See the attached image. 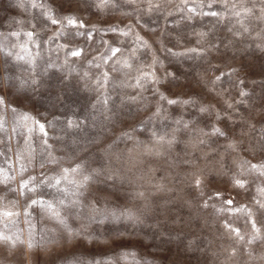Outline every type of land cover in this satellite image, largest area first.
Returning a JSON list of instances; mask_svg holds the SVG:
<instances>
[{"label":"rangeland","instance_id":"rangeland-1","mask_svg":"<svg viewBox=\"0 0 264 264\" xmlns=\"http://www.w3.org/2000/svg\"><path fill=\"white\" fill-rule=\"evenodd\" d=\"M233 3L236 11L253 8L246 34H238ZM207 4L0 0V181L14 177L0 182V210L19 213L0 218V234L9 237L0 240V264H264V21L254 19L261 6ZM209 11L221 13L219 23L201 15ZM66 17L84 27L50 23ZM112 49L120 51L113 56ZM144 72L153 81L134 87ZM213 126L226 138L210 135ZM125 133L132 139H121ZM159 136L174 142L157 144ZM41 156L53 162L41 167ZM77 165L81 171L72 172ZM97 169L102 175L85 187L79 214L61 209L72 230L95 240L70 238L39 207L24 215L39 192L20 196L22 180L55 184L66 176L58 189L44 190V199L57 201L65 198L60 189L71 193ZM109 175L116 179L100 182ZM122 209L141 223L107 218Z\"/></svg>","mask_w":264,"mask_h":264},{"label":"snow or ice","instance_id":"snow-or-ice-1","mask_svg":"<svg viewBox=\"0 0 264 264\" xmlns=\"http://www.w3.org/2000/svg\"><path fill=\"white\" fill-rule=\"evenodd\" d=\"M113 0H100V5L104 6V7H108L112 4ZM126 3L132 4L135 3V0H125ZM149 4H151L152 0H148ZM215 3V0H208V4L207 6L211 9V7L213 6V4ZM228 3L229 0H225V4L224 7L227 10L228 9ZM252 3L255 4H259L261 6V12L260 15L255 16L254 19L256 21H264V0H252ZM99 6V5H98ZM154 10H158L157 8H153L150 7L149 11H154ZM189 11H193L192 9H189ZM231 16L233 17H237L239 18L237 20V23H239L242 27L244 25V20L249 18V17H253L254 12H253V8H249V7H243L240 11H236L235 10V3L232 4V8L230 10ZM201 15H211L212 17L217 18V23L220 22V18H221V13L217 12V11H209L208 13H201ZM50 23L52 25H56L57 23H63L64 27H84L83 23L80 22L78 23L77 20L75 18L72 17H66L64 18V20H57V19H52L50 21ZM113 32L117 31L116 28L112 29ZM229 31H231V29H229ZM249 32L248 27H243V32L242 33H238V34H246ZM124 35H128V33H123ZM12 35H20V33H12ZM26 35L31 38L32 37V33L28 32L26 33ZM75 35H85V33H81L79 31H77L75 33ZM207 33H200V37L203 38L205 36H207ZM88 38H91V35L88 34ZM119 49H112L113 52V56H115V54L117 52H119ZM169 52H171V50H167ZM190 52L193 53H197L196 49H189ZM72 56H80L81 53L80 51H72ZM199 54V53H197ZM175 55V54H173ZM18 59L23 60L24 57L20 56L18 57ZM153 63H158V61L154 60ZM168 75H172V74H168ZM217 79H220L219 77ZM150 81H153V76L152 74L148 73V72H144L138 79L136 84L134 85V87H143V85L145 84H149ZM155 83H160V81L158 79L154 80ZM24 85V82H21V86ZM155 92V90H153ZM242 96H246L247 93L242 92L241 93ZM136 99V98H133ZM161 100H164L165 98L161 95L160 97ZM168 103L170 105H174L176 103H179V101L176 100H168ZM184 103H191L190 101H185ZM0 105H5V100L2 96H0ZM13 112L16 111L15 108L11 109ZM158 111H160L158 109ZM200 113H206L209 112V110L207 108H201ZM26 119V117H25ZM217 119H222V117L217 114ZM178 126H183L184 129H188L189 125L187 123H185L182 120H178L177 122ZM40 131L44 132V125H40ZM195 134V133H193ZM210 135L215 136V137H225L226 138V133L223 132L221 129L216 128L215 126H213L212 128V132L210 133ZM153 136L156 137L157 134L153 133ZM121 139H125V140H131L132 137L130 134L125 133L123 134V136L121 137ZM174 142V139L172 140H167L165 141L163 136H159L156 140L155 143L157 144H163V143H167L168 145H171ZM206 141H201V143H205ZM139 143V142H138ZM236 145L234 143H230L227 145V147L229 149L235 147ZM145 155L148 156H159L161 155L160 152L158 151H153V149L151 148H145L144 151ZM0 155H2V153H0ZM40 160L42 161L41 163V167L44 166V164L47 163H52L53 161L51 160V158H49L48 160H44L43 156L40 157ZM133 163H135L136 161H132ZM264 167V166H262ZM253 169H256L257 166L256 165H252ZM4 168L3 166H0V173H3ZM21 173H24L27 171V166L22 167L20 169ZM65 173H67L69 170L68 169H64L63 170ZM72 172H78L81 171V166L77 165L75 168L71 169ZM102 175V171L97 169V170H93L92 173H90L89 175H85L83 177V180L80 181L78 184H76L75 189L73 191H71V193L69 192L68 189H60L59 191L63 192V195L65 198L59 199L57 201H49L44 199L45 196V189H58L59 184L61 183V180H66L67 177L66 176H61V179L56 180L55 184H53L51 182V180H44V179H40L37 180L36 177H30L28 180H22L20 185H19V194L22 197H26L27 194H31V193H37L39 192V197L36 199H31L29 203H27L25 209H24V215L27 217H30L32 215V213L29 211V209H32L33 211H35L37 209V207H39L40 211L43 212L48 219L50 220H54L56 221L65 231H67L69 233V237L70 238H74V237H81L82 239L88 240V241H92L95 240L97 237L95 234L92 233H88V234H84L82 235V233L80 231H74L70 228V226L67 223V220L64 218V216L62 215V211L61 209H67L69 213H77L79 214V210L82 207L81 205V198L84 195V189L85 187L88 185L89 182H97L98 177ZM14 179V177H5L2 181V183L7 184V182L9 180ZM116 177L109 175V176H105L104 181H100L101 183H104L108 180H115ZM69 183H75L74 181H69ZM201 183L200 180L196 181V185L199 186ZM235 185L237 187H244V183L241 180H235L234 181ZM31 185V186H30ZM162 187V186H160ZM9 191H17V189H8ZM69 194H71L72 196L75 197V199H70L67 200V197L69 196ZM136 197L139 198H144V193L143 192H136L133 194ZM217 195H219L217 193ZM228 204H232L233 202L231 200L227 201ZM95 211V210H93ZM13 215H19V213H13L11 211H3L0 210V218H7V217H11ZM107 218L115 221V222H120V221H127L132 223L133 225H137L141 223L140 217L131 209H122L120 211H111L109 213L106 214ZM92 222H96V218L93 216L92 217ZM32 227V226H30ZM238 232V230H236ZM9 239V237L4 236L2 234H0V240L2 241H7ZM240 239H243V237H240ZM253 239H259V237H254ZM29 248L33 247L32 243H29L28 245ZM129 255V253H124V258H126ZM133 255V259L135 260V254ZM135 264H148V261L146 259H143L142 261H136Z\"/></svg>","mask_w":264,"mask_h":264}]
</instances>
